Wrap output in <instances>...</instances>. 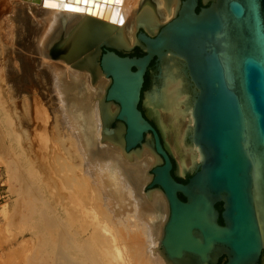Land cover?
Returning a JSON list of instances; mask_svg holds the SVG:
<instances>
[{
	"label": "bare ground",
	"instance_id": "bare-ground-1",
	"mask_svg": "<svg viewBox=\"0 0 264 264\" xmlns=\"http://www.w3.org/2000/svg\"><path fill=\"white\" fill-rule=\"evenodd\" d=\"M178 2L0 0V90L14 101L7 111L2 99L1 122L5 136L17 143L12 116L25 107L26 116L16 117L17 131L25 129L26 150L40 164L39 176L23 159L6 161L17 186L14 219L21 229L0 257H17V264H170L160 247L168 206L160 190L145 189L157 156L149 134L136 150L124 151L118 105L105 100L112 79L100 61L106 51L125 57L116 51L134 47L146 55L138 32L153 37ZM175 65L168 58L158 65L161 78L152 85L159 90L145 102L162 134H172L167 148L183 173L199 156L184 142L192 121ZM31 128L40 129L33 138Z\"/></svg>",
	"mask_w": 264,
	"mask_h": 264
},
{
	"label": "water",
	"instance_id": "water-1",
	"mask_svg": "<svg viewBox=\"0 0 264 264\" xmlns=\"http://www.w3.org/2000/svg\"><path fill=\"white\" fill-rule=\"evenodd\" d=\"M197 8L198 0H179L153 37L139 31L142 57L102 54L103 74L112 79L105 100L118 105L125 152L149 134L157 161L145 189L160 190L168 206L160 241L166 261L264 264V0ZM167 58L176 62L192 121L184 142L199 156L181 174L145 102L159 87L142 91L150 62L158 69Z\"/></svg>",
	"mask_w": 264,
	"mask_h": 264
},
{
	"label": "rangeland",
	"instance_id": "rangeland-1",
	"mask_svg": "<svg viewBox=\"0 0 264 264\" xmlns=\"http://www.w3.org/2000/svg\"><path fill=\"white\" fill-rule=\"evenodd\" d=\"M162 87H160L161 90H162ZM148 89L146 88L144 91H147ZM0 92H2V90H0ZM7 93H9L7 90H3L2 94L0 93V97L2 96V98H0L1 99V102H2V103L0 102V106H1V104H4L6 102L4 106L2 105V107L5 110L9 111L10 109L13 108L14 101H13V99L9 98L10 94H8L9 95L8 96ZM4 94L6 95V97L4 96ZM38 98H39V100L41 102L45 101L44 99L41 98L40 93L38 94ZM2 99L4 100V103H3V100ZM6 105L9 106V107L7 108ZM19 108H20V110H19ZM16 109L19 111V112L17 111V115H16V117L18 119L21 118V117H25L26 116V110H24L25 107L23 108V107H21L19 105V107L16 108ZM44 110L46 111L47 109L44 107ZM21 111L25 112L24 115L22 114L23 112H21ZM48 115H49V113H48ZM16 117L14 118L12 116V120H14L13 121V125L14 126H12V128H13V131H15V133L17 132L18 135L20 133V136H19L18 142L14 144L13 142L10 141V139L7 136H5V124H4V122H1L2 116L0 115V133H1L0 134L1 135L0 136V139H1L0 140V226H1L0 227V253H1V248L2 247L7 248L6 245H9L10 244V242L17 236L19 230L21 229L20 228V225L16 224V219H14L15 218L14 215H15L16 211H15V205H14L15 203L13 202L14 201L13 199L16 200V198H15L16 195L13 193V190H15L17 188V186L9 178L10 173H9L8 168L6 166V161L9 160L10 157L11 158L13 157L14 159H18V160L23 159L24 160V163L23 164L30 165L33 168L35 167L34 170L40 176V171L38 169V168H40V166H38L40 164L37 163V161L34 158H32V156H30V155H32V153L30 151H27L26 150V147H27V144L28 143L24 142V140H23V137H24L23 136V132L25 131V129L24 130H21V132L19 130L17 131V129H18L17 128L18 127V119ZM185 124L186 123L184 121L181 122V130H184ZM166 125L169 126V122H166ZM31 130H32V128H31ZM37 131L39 132L40 129H38V130L35 129L34 132L32 130V133H31L30 137L33 138V135H35L37 133ZM169 133H170V131L168 133H166L165 140H166V143L169 144V146H171V144L174 141V138L172 137V134L170 133L171 134V136H170ZM33 141L35 143L34 148L36 147V149H37L36 142H35V140H33ZM17 144L20 145V146H18ZM3 147H5V148H3ZM36 149H34V150H36ZM170 149H171V147H170ZM172 156L174 158L175 163L178 165L179 164V161H178L177 155L174 154V153H172ZM1 160L3 161V163H2ZM35 163H37V166H36ZM148 171H149V169H148ZM186 178H187L186 176H182L181 181L186 180ZM13 222H15V223H13ZM0 256H1V254H0ZM5 259H6L5 256L2 255V257H0V261H1L0 264H4L5 262H7L8 264H15V263L17 264V262H18V258L17 257H12V259H6V260ZM12 261L15 262V263H11Z\"/></svg>",
	"mask_w": 264,
	"mask_h": 264
},
{
	"label": "flooded vegetation",
	"instance_id": "flooded-vegetation-1",
	"mask_svg": "<svg viewBox=\"0 0 264 264\" xmlns=\"http://www.w3.org/2000/svg\"><path fill=\"white\" fill-rule=\"evenodd\" d=\"M210 3V0L207 1L206 3H203L202 0H198V8L197 10L200 8V7H205L207 6L208 4ZM105 50H103L102 53H104ZM116 53L120 56H128V57H140L143 55V52L140 50V48L138 47H134V49L131 51V53H123V52H117ZM120 53V54H119ZM158 75V69H157V62L155 60H152L149 64V67L147 69V72L145 74V77H144V83H143V88H142V91L144 92V90L147 88H150L151 85H152V80L154 79V77ZM140 108V107H139ZM112 127H114V124L112 125ZM218 264H224V261L223 260H220Z\"/></svg>",
	"mask_w": 264,
	"mask_h": 264
},
{
	"label": "snow or ice",
	"instance_id": "snow-or-ice-1",
	"mask_svg": "<svg viewBox=\"0 0 264 264\" xmlns=\"http://www.w3.org/2000/svg\"><path fill=\"white\" fill-rule=\"evenodd\" d=\"M65 7L69 8V10L79 11L80 9H72L70 6L65 5Z\"/></svg>",
	"mask_w": 264,
	"mask_h": 264
},
{
	"label": "trees",
	"instance_id": "trees-1",
	"mask_svg": "<svg viewBox=\"0 0 264 264\" xmlns=\"http://www.w3.org/2000/svg\"><path fill=\"white\" fill-rule=\"evenodd\" d=\"M181 182H185V181H181ZM216 207H217V209L220 210V205L219 204ZM220 223H221V221H220Z\"/></svg>",
	"mask_w": 264,
	"mask_h": 264
}]
</instances>
